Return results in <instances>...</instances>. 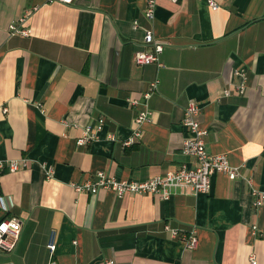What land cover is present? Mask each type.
Listing matches in <instances>:
<instances>
[{
	"label": "crops",
	"instance_id": "0c3cea01",
	"mask_svg": "<svg viewBox=\"0 0 264 264\" xmlns=\"http://www.w3.org/2000/svg\"><path fill=\"white\" fill-rule=\"evenodd\" d=\"M149 1L0 0V220L21 223L0 264H264V202L254 206L264 194V0H212L214 12L208 0H153L147 19ZM26 12L30 35L10 36L8 26ZM147 32L167 42L162 67L134 62L153 51ZM190 101L207 130V154L227 156L235 179L215 174L208 194L168 200L75 191L99 172L143 183L193 168L181 152ZM145 109L144 139L124 147ZM101 117L96 138L78 146ZM23 160L8 171L7 162ZM192 231L197 245L189 250L182 237Z\"/></svg>",
	"mask_w": 264,
	"mask_h": 264
},
{
	"label": "built area",
	"instance_id": "2783aa9c",
	"mask_svg": "<svg viewBox=\"0 0 264 264\" xmlns=\"http://www.w3.org/2000/svg\"><path fill=\"white\" fill-rule=\"evenodd\" d=\"M48 3H59L69 5L73 0H46ZM208 6L212 12L218 10V5L212 0L207 1ZM154 1L148 2L147 10L145 11V17L152 19L154 16ZM35 11V9H33ZM30 12H26L23 17L10 23L8 31L10 36H23L30 35V30L26 28L27 17ZM136 26V23L133 25ZM146 44L153 46L151 53L138 52L134 56V62L137 65L156 64L158 67H162L159 62V55L163 50L164 45L167 42L154 41L152 34L147 32L144 37ZM236 74L241 75L245 80V75L242 72ZM157 81H154L149 85L148 90L144 94V99L147 100L157 90ZM239 95H244L247 91L245 83H242L235 90ZM230 95L229 90H222L221 96L228 97ZM131 105L137 106L138 102L132 101ZM199 108L194 101H190L184 109L181 125L187 132V137L183 140L181 152L183 155L190 156L195 161L193 168H187L182 166L179 170L170 172L165 176H156L151 180L143 183H134L126 181H117L107 177L105 174L99 172L96 174V181L91 183L88 180L74 185V189L77 193H89L96 194L100 190L111 191L116 197L120 198L124 194L141 195L147 194L152 196H158L162 200H168L172 195L176 193H185L191 195L208 194L211 190V178L215 174H223L229 180H233L237 177L238 169L232 166L225 155H209L207 154L204 146L203 137L207 134V130L204 129L197 121L196 116L199 114ZM150 113L145 109L141 110L137 117L134 119V128L131 138L123 142L124 147H129L132 144L140 143L144 139V132L142 126L149 120ZM104 118H98L93 125H89L82 131V136L76 141L78 146H84L96 138L97 132L101 131L104 126ZM94 130V132H93ZM113 136L110 140H114ZM20 165L26 166L25 160L16 162H7V168L9 172H15L19 169ZM3 169V164L0 163V171ZM255 207H260L264 202V194H256ZM164 231L172 237L178 235V231L171 229L169 226L164 227ZM21 223L19 220L10 218L0 220V252L9 254L11 253L20 238ZM55 232L50 233V240L47 244L49 255H53L55 252ZM182 240L185 246L189 250H193L197 245V238L194 231L189 233L187 237L183 236ZM77 242L74 241L73 245ZM112 264V262H108ZM250 264H257L255 258H250Z\"/></svg>",
	"mask_w": 264,
	"mask_h": 264
}]
</instances>
